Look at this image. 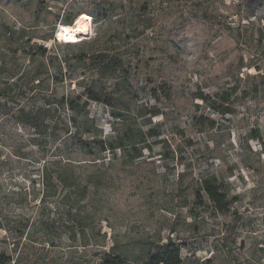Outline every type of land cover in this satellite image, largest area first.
<instances>
[{
	"label": "rangeland",
	"instance_id": "374dc122",
	"mask_svg": "<svg viewBox=\"0 0 264 264\" xmlns=\"http://www.w3.org/2000/svg\"><path fill=\"white\" fill-rule=\"evenodd\" d=\"M101 1L0 0V254L92 264L110 250L141 264L174 243L180 264H264V0H150L154 25L134 38L137 0L95 17ZM80 13L88 33L67 46L56 31ZM99 52L105 68L78 59ZM47 100L37 129L20 121ZM64 164L88 184L71 211L39 204L43 168ZM211 175L224 213L202 189Z\"/></svg>",
	"mask_w": 264,
	"mask_h": 264
},
{
	"label": "trees",
	"instance_id": "16d2710c",
	"mask_svg": "<svg viewBox=\"0 0 264 264\" xmlns=\"http://www.w3.org/2000/svg\"><path fill=\"white\" fill-rule=\"evenodd\" d=\"M132 2V0H131ZM104 4H107V0H103L100 3H96L93 6V13L95 17H107L108 11H113L111 7L106 8ZM151 2L150 0H137V13L132 15L131 18L135 20L134 22L128 26L129 36L131 38L137 37L138 35L143 34L146 30L150 29L154 25V18L146 17ZM131 19V20H132ZM71 23V22H70ZM239 31V30H238ZM236 39H239L240 34L238 32L237 35H234ZM82 43H66L67 46H79ZM37 50L41 52H45L46 49L39 45L36 47ZM107 54L104 52L99 53H81L78 55V59H88L90 62L96 63L95 65L103 66L105 68L108 65V61L106 59ZM102 68V69H103ZM35 88L37 93L42 90V82L35 77ZM87 91V97L94 101H100L97 96V93L89 88ZM201 99L205 97L202 94L198 96ZM50 103L45 102L41 106H37L36 108H31L29 111L24 112V108L20 107V112L24 115L25 118H20V121L30 125L34 129H37L39 126V118L40 114H47L50 112ZM70 108H73V105L69 104ZM157 112H153L152 115H156ZM118 117V116H116ZM128 145H132V151H137V146L135 144H108L110 149L114 150L120 148L123 153L127 151ZM101 150H105L104 144L100 146ZM140 155V150L137 152L135 157ZM59 161L53 162L52 164H58ZM67 163V162H65ZM71 170V171H70ZM41 184L42 190L40 192V202L39 204L45 206L48 204V200L56 198L55 203L57 205H61L67 207L68 209L73 210L74 208H78V204L85 200L88 196V184L81 185L80 178L70 169L67 164L62 165L60 168L51 170L46 166L43 168L41 173ZM202 189L205 192L207 198L213 203L215 211L219 213H224L228 210V203L226 199V194L221 191V186L218 184L217 179L214 175L208 176L202 180ZM198 197V196H197ZM50 202V201H49ZM54 209V207H53ZM1 227V220H0ZM79 232L81 233V237L83 239V246H93V243L87 242L89 241L87 228L85 225L78 226ZM71 235L75 236L76 231L74 227H69L68 230ZM85 241V242H84ZM49 243L52 245V240L49 239ZM93 255L95 258L91 260L92 264H125V259L114 253L113 251L106 250H95ZM0 264H16V259L12 258L10 255L0 254ZM141 264H180L179 252L178 248L174 243L162 244L161 246H157L154 250H151L146 255V258L142 260Z\"/></svg>",
	"mask_w": 264,
	"mask_h": 264
},
{
	"label": "bare ground",
	"instance_id": "6f19581e",
	"mask_svg": "<svg viewBox=\"0 0 264 264\" xmlns=\"http://www.w3.org/2000/svg\"><path fill=\"white\" fill-rule=\"evenodd\" d=\"M90 16L86 13L78 14L71 24H60L56 31V38L61 42H75L77 35L87 34ZM91 27V26H90Z\"/></svg>",
	"mask_w": 264,
	"mask_h": 264
}]
</instances>
